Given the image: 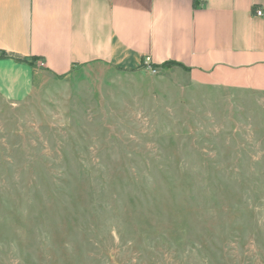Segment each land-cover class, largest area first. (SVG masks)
Here are the masks:
<instances>
[{"label":"rangeland","instance_id":"1","mask_svg":"<svg viewBox=\"0 0 264 264\" xmlns=\"http://www.w3.org/2000/svg\"><path fill=\"white\" fill-rule=\"evenodd\" d=\"M0 264H264V90L93 61L0 96Z\"/></svg>","mask_w":264,"mask_h":264},{"label":"crops","instance_id":"2","mask_svg":"<svg viewBox=\"0 0 264 264\" xmlns=\"http://www.w3.org/2000/svg\"><path fill=\"white\" fill-rule=\"evenodd\" d=\"M258 8L264 0H0V96L23 101L80 64L137 71L148 58L177 61L199 83L264 90Z\"/></svg>","mask_w":264,"mask_h":264},{"label":"trees","instance_id":"3","mask_svg":"<svg viewBox=\"0 0 264 264\" xmlns=\"http://www.w3.org/2000/svg\"><path fill=\"white\" fill-rule=\"evenodd\" d=\"M39 60H41L40 57H33L31 62L36 64ZM167 65H177V66H180V67L184 68L185 70L189 71V68H187L186 66H184L183 64H181V63H179L177 61H167V62H164L163 64H152V66L155 67V68L164 67V66H167ZM140 67L141 68L147 67V64L145 62H143Z\"/></svg>","mask_w":264,"mask_h":264},{"label":"built area","instance_id":"4","mask_svg":"<svg viewBox=\"0 0 264 264\" xmlns=\"http://www.w3.org/2000/svg\"><path fill=\"white\" fill-rule=\"evenodd\" d=\"M256 14L258 15V16H262V15H264V10L262 9V8H258V9H256ZM148 62L146 63L147 64V67H152V64L150 63V59L148 58V60H147ZM40 65L41 66H43L44 65V62L42 61V62H40Z\"/></svg>","mask_w":264,"mask_h":264}]
</instances>
